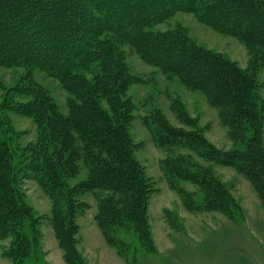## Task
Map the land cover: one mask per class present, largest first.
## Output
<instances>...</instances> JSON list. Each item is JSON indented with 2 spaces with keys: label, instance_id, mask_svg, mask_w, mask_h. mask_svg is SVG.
<instances>
[{
  "label": "trees",
  "instance_id": "16d2710c",
  "mask_svg": "<svg viewBox=\"0 0 264 264\" xmlns=\"http://www.w3.org/2000/svg\"><path fill=\"white\" fill-rule=\"evenodd\" d=\"M177 12L194 13L214 30L240 39L253 53L254 65L264 68V0H0V65L39 68L73 96L64 114L31 76L14 88L33 100L7 106L34 117L40 130L36 145L25 148L12 144L0 112V241L11 239L2 252L10 264H26L32 249L39 259L43 249L20 175L34 178L53 201V230L70 264H85L76 246L77 218L90 208L82 197L88 193L97 201L96 223L129 264L135 257L127 254L132 243L123 238L125 232H132L147 251H156L148 214L156 187L135 157L138 144L129 133L135 105L126 97L133 79L119 49L125 44L147 64L202 91L238 144L228 151L216 147L174 99L180 121L194 130L172 126L160 111L151 113L145 122L156 146L170 152L187 148L234 167L264 204V99L256 76L197 45L183 30H153ZM81 163L88 177L70 185ZM193 167L191 156L183 154L161 162L184 205L242 218L243 208L227 185L210 168ZM181 181L196 185L204 198L199 201Z\"/></svg>",
  "mask_w": 264,
  "mask_h": 264
},
{
  "label": "rangeland",
  "instance_id": "374dc122",
  "mask_svg": "<svg viewBox=\"0 0 264 264\" xmlns=\"http://www.w3.org/2000/svg\"><path fill=\"white\" fill-rule=\"evenodd\" d=\"M153 30L160 32L183 30L197 45L221 54L243 70L254 72L259 83V94L264 99V68L254 65L253 53L240 39L214 30L190 12H177L166 21L156 25ZM119 49L124 55L126 70L133 79L127 86L126 97H129L135 105L134 117L129 128V133L138 144L135 157L145 167L147 175L155 181L156 191L151 197L148 209L149 221L152 220L154 224H159L166 218L167 229L172 238L179 243V248L175 250V253L173 250H168L170 258L173 259L172 255L179 256L182 264H230L233 255H237V260L234 262L238 261L239 264H264V237L260 232L264 229V205L260 198L258 200L254 197V194L258 195V193L251 181L234 167L209 161L187 148H178L170 152L157 147L145 122L146 116L160 111L172 126L187 132L193 131V126L180 121L172 106L173 100L178 99L209 142L223 151L232 150L238 144L231 138L228 127L221 122L218 109L210 104L202 91L189 89L177 76H169L160 69L147 64L129 45H121ZM27 75L47 91L60 112L68 113V102L73 98L57 78L39 68L0 65V112L9 127L12 144L18 148L36 145L40 132L34 117L7 106L9 101L12 104H25L33 100L31 95L14 92V88L24 82ZM87 76L92 79L91 75ZM104 107H107L105 103ZM177 154L191 156V162L195 168L196 166L210 168L213 174L227 185L242 206L243 217L232 219L221 212L197 211L186 207L182 193L176 186L167 182L161 168L162 160ZM87 177L88 170L81 163L80 173L70 178L69 184L74 185ZM19 180L24 202L34 213V218H38V229L41 230L43 248L45 231L53 230L51 222L53 201L34 178L22 177L21 179L20 175ZM181 184L188 192L196 194L199 201L204 198L196 185L185 181H181ZM82 197L89 203L90 208L83 213L89 222L92 214L97 211V201L92 193ZM28 228V226L25 227L30 236L31 232ZM209 230L213 232L208 233ZM195 232H198L199 236L207 234L206 242L191 243ZM242 232L243 237L240 235ZM125 233L123 238L132 243L127 252L130 258L135 257L132 264H159V257L155 254L157 250L147 251L132 232ZM10 240L0 241V264L11 263L2 255L4 248H9ZM226 241L230 245L238 244L239 249L236 251L244 249L243 253L233 254L232 250H226ZM32 250L26 264H45L42 259L34 257Z\"/></svg>",
  "mask_w": 264,
  "mask_h": 264
},
{
  "label": "crops",
  "instance_id": "0c3cea01",
  "mask_svg": "<svg viewBox=\"0 0 264 264\" xmlns=\"http://www.w3.org/2000/svg\"><path fill=\"white\" fill-rule=\"evenodd\" d=\"M255 198L260 200L257 194H254ZM257 195V196H256ZM264 205V204H263ZM249 212V211H248ZM255 213V211H253ZM87 214V212L85 213ZM250 214V212H249ZM222 215V214H221ZM95 214H92V219L88 222L86 220L84 214H81L77 218V222L79 224V232L77 234V250L82 256L85 264H129L120 256L117 250L111 246L105 236L103 231L100 229L98 224L94 218ZM257 216V214H255ZM165 220V221H164ZM161 220L159 224H154L152 220H150L151 232L156 246V252L159 264H182L180 257H176V255H172L173 259L168 255L170 252L168 250H175L179 248V243L174 240L170 234V231L167 229L168 225L166 222V218ZM256 220V217H255ZM227 221V220H226ZM210 231V230H209ZM212 231V230H211ZM208 232V233H211ZM213 232V231H212ZM263 233L264 237V229L260 231ZM241 237H243V232L240 233ZM207 234L198 235V232L192 236V242H206ZM197 240V241H196ZM177 242V243H176ZM226 241L225 247L226 250H232L234 253H243V251H236L238 248V244H228ZM196 249V248H195ZM193 250V247H192ZM43 255L40 257L45 264H70L64 256V252L61 249L57 237L55 235L54 230L45 231L44 233V247H43ZM180 261H179V259ZM237 260V255L231 258L230 264H239V262H234ZM139 264V263H137ZM150 264V263H148ZM190 264V263H189Z\"/></svg>",
  "mask_w": 264,
  "mask_h": 264
}]
</instances>
